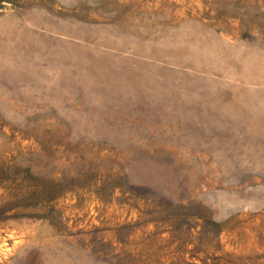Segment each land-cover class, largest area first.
I'll return each mask as SVG.
<instances>
[{"label":"rangeland","instance_id":"rangeland-1","mask_svg":"<svg viewBox=\"0 0 264 264\" xmlns=\"http://www.w3.org/2000/svg\"><path fill=\"white\" fill-rule=\"evenodd\" d=\"M0 264H264V0H0Z\"/></svg>","mask_w":264,"mask_h":264}]
</instances>
